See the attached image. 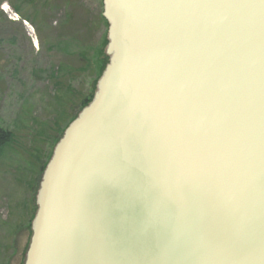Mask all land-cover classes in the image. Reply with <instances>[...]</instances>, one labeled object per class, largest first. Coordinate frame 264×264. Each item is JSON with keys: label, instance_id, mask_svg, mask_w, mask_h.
Here are the masks:
<instances>
[{"label": "water", "instance_id": "obj_1", "mask_svg": "<svg viewBox=\"0 0 264 264\" xmlns=\"http://www.w3.org/2000/svg\"><path fill=\"white\" fill-rule=\"evenodd\" d=\"M107 63L35 194L23 264H264V0H102Z\"/></svg>", "mask_w": 264, "mask_h": 264}, {"label": "rangeland", "instance_id": "obj_2", "mask_svg": "<svg viewBox=\"0 0 264 264\" xmlns=\"http://www.w3.org/2000/svg\"><path fill=\"white\" fill-rule=\"evenodd\" d=\"M101 12V0H0V264H23L42 171L95 90Z\"/></svg>", "mask_w": 264, "mask_h": 264}, {"label": "trees", "instance_id": "obj_3", "mask_svg": "<svg viewBox=\"0 0 264 264\" xmlns=\"http://www.w3.org/2000/svg\"><path fill=\"white\" fill-rule=\"evenodd\" d=\"M101 19L105 22V25H106V27H107V23H106V21L103 19V17L101 16ZM104 44H106V38L104 39V41H103V44L102 45H104ZM103 51V50H102ZM107 63V57H105V59L103 60V62H102V65H101V67H100V70H99V72H98V75L100 76V74H101V72H102V70H103V68H104V66H105V64ZM98 76V77H99ZM91 97H92V95L83 103V106H85L90 100H91ZM9 134L7 133V132H5V131H2V130H0V147L1 146H3L4 144H6L8 141H9ZM45 165V164H44ZM32 210H34V208H32ZM27 228H29V224H27Z\"/></svg>", "mask_w": 264, "mask_h": 264}]
</instances>
